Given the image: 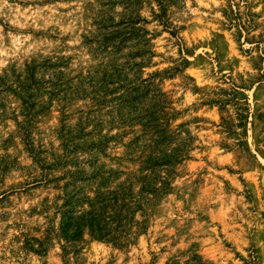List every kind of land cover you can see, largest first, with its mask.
Wrapping results in <instances>:
<instances>
[{"label": "rangeland", "instance_id": "374dc122", "mask_svg": "<svg viewBox=\"0 0 264 264\" xmlns=\"http://www.w3.org/2000/svg\"><path fill=\"white\" fill-rule=\"evenodd\" d=\"M160 123L168 189L66 253L68 201ZM0 264H264V0H0Z\"/></svg>", "mask_w": 264, "mask_h": 264}, {"label": "trees", "instance_id": "16d2710c", "mask_svg": "<svg viewBox=\"0 0 264 264\" xmlns=\"http://www.w3.org/2000/svg\"><path fill=\"white\" fill-rule=\"evenodd\" d=\"M117 35L113 38H120L125 34ZM159 95L160 98H165L164 94ZM163 103H165L164 99L161 101V104ZM161 107L163 111L166 108L165 106ZM148 119L151 122L154 121L153 114H148ZM152 129L156 130L150 141L152 145H146L142 149L135 147L133 150L134 153L139 152L140 159H143V166L138 170V173L123 174L127 176L125 181L109 190H105L106 183L111 181L113 175L109 173V176L105 178L101 172L94 173L100 180L93 189V197L85 196L81 199L78 197L80 193H76L75 199L72 198L68 201L67 206L71 207V211L66 212L60 228L61 239L66 242L64 247L66 253H78L82 244L85 243L84 237L87 234L99 241L123 245L129 238L133 224L136 223V214L142 211L143 206L151 203L160 193L168 189L166 182H163L158 189L155 188L160 176L153 172L154 169L178 164L183 160L177 159V153L168 154L165 151H159L157 146L169 143L170 137L168 131L162 128L161 123L153 126ZM134 143L132 142V145ZM176 150L172 152H177ZM139 184V190L135 191V187ZM85 206L88 209H84Z\"/></svg>", "mask_w": 264, "mask_h": 264}]
</instances>
